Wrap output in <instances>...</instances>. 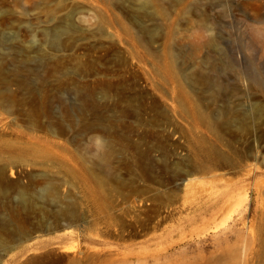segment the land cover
I'll return each instance as SVG.
<instances>
[{
  "label": "rangeland",
  "instance_id": "374dc122",
  "mask_svg": "<svg viewBox=\"0 0 264 264\" xmlns=\"http://www.w3.org/2000/svg\"><path fill=\"white\" fill-rule=\"evenodd\" d=\"M253 78L264 0H0V264H264Z\"/></svg>",
  "mask_w": 264,
  "mask_h": 264
},
{
  "label": "bare ground",
  "instance_id": "6f19581e",
  "mask_svg": "<svg viewBox=\"0 0 264 264\" xmlns=\"http://www.w3.org/2000/svg\"><path fill=\"white\" fill-rule=\"evenodd\" d=\"M72 16H73V14L71 16L69 15V19H71ZM72 28H73V26L70 23L66 22V24L63 26L62 30L56 31L54 33V35L51 36V39L49 41L51 50H53L54 52H61L64 50L62 47V44H61V37L60 36H61V34H69L70 32H72ZM41 56H42V58H38V59H40L38 61L40 66L42 64V60L45 59L46 57H49V55L42 54ZM50 57H51V59H56L58 56L53 55ZM249 82H250V85L257 87L259 92L264 93V83L262 80H258V79L253 78ZM47 111L51 112L49 109ZM39 112L40 111H37V110L34 111L33 110L32 115L33 116L38 115ZM224 114H226L227 117L229 116V120H228V118L227 119L223 118V120L216 119L214 122H210L209 117L205 113H202V111H198V113H197L201 122L203 124L210 126L214 131H215V129L219 128L222 125H231L232 122H234V121L239 122V123H237L239 128H248V120L250 117H252V116L260 117V116L264 115V104L262 102L253 104L251 110L248 111L247 113L246 112L245 113H239L237 111L229 109ZM220 118H221V116H220ZM106 149L107 148L104 147L102 150V153L97 157L101 163H107L108 151H106ZM223 159H225V158L223 157ZM196 181H197L196 179H190V180H188V184L194 185L197 183ZM245 200L246 199L243 197L237 198L236 201L231 204L232 208H231V212H230L229 217H231L232 214L235 213L237 211V209L242 206V204L245 202Z\"/></svg>",
  "mask_w": 264,
  "mask_h": 264
}]
</instances>
